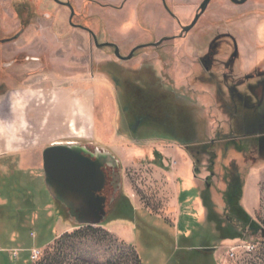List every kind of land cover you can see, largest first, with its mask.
<instances>
[{
	"label": "rangeland",
	"instance_id": "obj_1",
	"mask_svg": "<svg viewBox=\"0 0 264 264\" xmlns=\"http://www.w3.org/2000/svg\"><path fill=\"white\" fill-rule=\"evenodd\" d=\"M61 1L71 2L73 23L99 44L114 43L124 56L141 48L121 62L114 49H99L70 25L68 8L52 0H0V60L14 65L0 68V264H137V253L143 264H264V134L246 131L254 124L250 107L227 88L236 82L247 93L244 75L264 67V0H212L182 37L204 0H166L169 11L162 0ZM144 65L182 97L174 104L192 108L191 130L175 135L184 142L147 126L134 130L136 116L125 113L114 76ZM66 141L120 163V205L100 226L77 225L47 190L43 151ZM161 159H185L191 202L203 204L183 218L179 236L135 209L172 219L176 192L153 166ZM236 188L245 223L228 206L226 193ZM223 233L241 239L221 241ZM214 247V254L203 250ZM35 249L44 254L41 262L31 259Z\"/></svg>",
	"mask_w": 264,
	"mask_h": 264
},
{
	"label": "flooded vegetation",
	"instance_id": "obj_2",
	"mask_svg": "<svg viewBox=\"0 0 264 264\" xmlns=\"http://www.w3.org/2000/svg\"><path fill=\"white\" fill-rule=\"evenodd\" d=\"M52 1L55 2L56 4L60 5V6H63V7H66L69 9V11H70L69 23L72 27L87 32L94 39L95 35L92 33L91 30H89V29H87L81 25L73 23V20L76 16V12H75L74 6L71 4L70 1L63 2V1L59 0L60 3H57L54 0H52ZM203 2H202V4H203ZM211 2H210V4H211ZM162 3L164 5L165 9L167 11H169L166 0H162ZM66 4H70L74 9L75 14H74L72 20H71V15H72L71 10ZM201 5H200V7H201ZM209 5H208V7H209ZM200 7L197 11V14L200 12ZM208 7H207V9H208ZM207 9H206V11H207ZM206 11L202 14L200 19L203 17V15L206 13ZM197 14H196V16H197ZM200 19L198 20V22L200 21ZM198 22L196 23V25L198 24ZM21 24H22V22H21ZM23 25H25V23H23ZM195 26L191 30H193L195 28ZM184 27H187V26H184ZM189 32H187V33H189ZM187 33L183 32V27H182L181 37ZM164 41H160L159 43H156L153 46L158 47ZM94 43H95V39H94ZM0 44H5V43L0 42ZM102 44H113L114 46H112V47L108 46V47H104V48L114 49L115 57L118 60H120L121 62H126V63L132 61L135 58V55L138 52V50L141 48V47H136L129 53L128 56H124L121 54L120 48L116 44H114V43H102ZM104 48H101V49H104ZM116 48H118L119 54L123 59L116 56ZM131 55H132V57L129 58ZM215 57H216L215 51L210 49L208 52L207 58L210 59V61H213ZM235 57H236V54L232 55V59H235ZM201 64H202V67L204 68V71H206V72L211 71V68L209 66H205V60L202 59ZM13 66L14 65H12L11 63H7L5 61L0 60V68L3 70L10 69ZM224 67L227 68V66H225V65H224ZM263 68H264L263 64L262 65L257 64V66L255 67V69H253L252 72L248 73L247 75H244L245 81L248 82L247 93H242V92L238 91L239 85L236 82H231V84H229V86L227 87L228 93H229L231 99L237 98L240 101H243L244 103L246 102L245 105L249 106L251 108V110H253V112H255L256 114L259 115L258 123L253 124L250 127V128H254L256 131L260 130V129H264V69ZM119 70H120L119 73L116 76H114V83H116L119 86V88L122 90L121 94H122L123 99L130 98L133 96L135 98H137L136 97L137 95H141L143 93V91L149 90L150 91L149 98L151 97L153 100H182L181 96H178V94H176L175 92H173L171 90H167L162 86L161 79L156 75L155 71L149 65L148 66L147 65L140 66L138 69H122V68H120ZM223 77L226 78V77H228V75H224ZM251 99H255V102L249 104ZM160 115L161 116L159 118L154 117V116L148 118L150 120L149 122H151L153 124L152 126H150L148 128H151L154 130H157L159 128L164 129V130H169L170 128L172 129L173 123L171 122L170 115L165 114V113L160 114ZM134 121H135L134 122V130H139L141 127H146L144 118H141L138 115H136V118ZM176 127H177V125H176ZM54 144H61V145H65L67 147L78 146L80 148H84L89 153V154L85 155L86 158H89L93 161H97V159H102L103 154H104L103 151L100 149H97V148L91 149L90 147L83 145L79 142L66 141V142H58V143H54ZM102 171L105 174L106 182H105L104 189L102 190L101 193H99V195L107 198L106 211L109 214L114 208H116L120 205V201H121V198H119L120 195L117 194L118 192H115L116 189H119V187L117 186L118 182L116 179H117V175L120 172V167H116V166H113V164L106 163L105 166L102 168ZM212 173L213 172L211 171V174ZM108 188H110L113 191V194L110 198L107 197V195H106V189H108ZM228 206L230 208L229 204H228ZM63 208L66 209L64 206H63ZM210 211H209V213H212L211 209H210ZM221 229L224 231L222 226H221ZM263 237H264V234H263ZM228 239H230V238H228ZM236 239H241V236H236L235 238H231V240H236ZM205 249H212V248H205ZM213 249H216V247H214ZM204 252L208 253V254H211V253L214 254V252H209V251H204Z\"/></svg>",
	"mask_w": 264,
	"mask_h": 264
},
{
	"label": "water",
	"instance_id": "obj_3",
	"mask_svg": "<svg viewBox=\"0 0 264 264\" xmlns=\"http://www.w3.org/2000/svg\"><path fill=\"white\" fill-rule=\"evenodd\" d=\"M60 3L59 0H54ZM212 0H205L200 12L190 26L183 27V32H189L206 11ZM236 5H243L248 0H229ZM71 10V20L75 14L73 7L66 4ZM98 48L112 47L113 44H99L94 36ZM116 56L122 58L116 48ZM132 55L129 57L131 58ZM123 59V58H122ZM89 154L78 146L67 147L61 144L48 146L42 154L44 182L51 197L63 205L71 220L79 226H100L108 217L106 211L107 198L99 195L105 187V174L102 168L106 163L120 167L119 161L105 152L102 159L93 161L86 158ZM117 186L121 188V175H117ZM116 189L115 192H118ZM264 234V231H263ZM214 252L215 249H203Z\"/></svg>",
	"mask_w": 264,
	"mask_h": 264
},
{
	"label": "trees",
	"instance_id": "obj_4",
	"mask_svg": "<svg viewBox=\"0 0 264 264\" xmlns=\"http://www.w3.org/2000/svg\"><path fill=\"white\" fill-rule=\"evenodd\" d=\"M149 96H150V91L148 90V91H143L141 95H137L136 96L137 98H135L134 96L130 98H125L124 99L125 101L124 105L126 107L125 113L129 116L138 115L139 117L144 118L145 124L147 127H150L153 125L151 122H149L150 120L148 118L152 116L159 118L161 116L160 114H164V113L169 114L171 118V122L173 123V128L172 129L170 128L169 130H164V129L159 128L157 130L160 133L162 132L163 135L169 136L174 139H175L176 133L181 132L183 128H185L187 132L191 130L192 128L191 126L193 124L192 116H191L192 108L186 107L184 105H176L174 104L173 100H169L170 102H168L167 100H153L151 97L149 98ZM250 113L252 114V117H253V123L257 124L259 115L253 112L251 108L249 109V112L246 114H250ZM132 120H135V118ZM250 127L251 126H247V127L245 126L246 131L257 132L261 135L264 134V129H260L256 131L254 128H250ZM164 132H166V134ZM176 141L184 142L179 139H177ZM226 195L229 197V201H230L229 205H230L231 211L236 215V217L240 221H243L244 223L248 222L249 217L246 211H244V209L239 204L240 199H241L240 189L236 188V190H231V192L229 191L228 193H226ZM236 236H239V235L237 234L226 235L225 233H223L220 240L222 241L228 238L231 239V238H235ZM39 262H41V260ZM137 264H143L138 253H137Z\"/></svg>",
	"mask_w": 264,
	"mask_h": 264
},
{
	"label": "crops",
	"instance_id": "obj_5",
	"mask_svg": "<svg viewBox=\"0 0 264 264\" xmlns=\"http://www.w3.org/2000/svg\"><path fill=\"white\" fill-rule=\"evenodd\" d=\"M102 1H104V0H102ZM184 160L185 159H161L160 162H158V163L154 162L153 163V166H155V174L156 173L158 174L157 170H160L161 172H163L162 174H164L165 181L167 182V185L169 186L170 190L172 188V190L174 189V191L176 192L175 209L173 211L174 216L171 215L172 219L168 220L167 218H162L157 214H152L147 209L145 210L142 206H139V207L135 206L136 207L135 209L143 212V214L151 216L154 220L155 219L160 220V222L157 221V223H159L160 226L164 229L163 231H169L172 229L173 231H175L177 236L184 233V231L182 230L183 229L182 228L183 218L186 216V220L188 221L187 217L190 218V215L192 212H199V210L203 209V206H202L203 204H201V202H199V203H196V201L191 202L192 196L190 195V193L193 191V189L186 188V186L189 183V180H188L189 175L184 174V172H183L182 166H183ZM173 162H174V164L171 167L172 170L171 169L169 170L167 167L170 166V163L172 164ZM188 187H189V185H188ZM126 196L128 198H130L132 200V202H134V199L136 198L133 191ZM55 202H57V201H55ZM252 208L253 207L247 205L246 210L248 212H250V210H252ZM187 223L188 222H186L184 224V226H183L184 228H187V226H188ZM111 230L117 236H119L122 240H124L126 243L132 245V241L125 240L124 236H122L121 232L118 229L111 227ZM177 247H178V249H185V247H181L180 243L177 244Z\"/></svg>",
	"mask_w": 264,
	"mask_h": 264
},
{
	"label": "built area",
	"instance_id": "obj_6",
	"mask_svg": "<svg viewBox=\"0 0 264 264\" xmlns=\"http://www.w3.org/2000/svg\"><path fill=\"white\" fill-rule=\"evenodd\" d=\"M43 256L44 254L41 250L35 249L31 254V259L33 260V262L37 263L43 258Z\"/></svg>",
	"mask_w": 264,
	"mask_h": 264
}]
</instances>
